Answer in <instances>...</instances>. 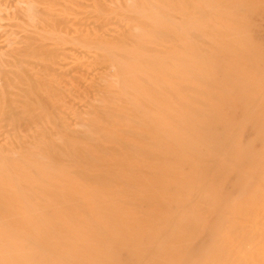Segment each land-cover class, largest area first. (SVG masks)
Instances as JSON below:
<instances>
[{
	"label": "bare ground",
	"instance_id": "bare-ground-1",
	"mask_svg": "<svg viewBox=\"0 0 264 264\" xmlns=\"http://www.w3.org/2000/svg\"><path fill=\"white\" fill-rule=\"evenodd\" d=\"M50 1L64 4L25 1L10 22L22 47L0 58V123H41L0 143V212L59 260L26 257L0 232V264H264V206L248 216L264 192V85L238 53L243 26L228 25L225 0H96L94 13L121 27L111 39L64 36ZM65 46L111 83L75 115L79 129L59 111L60 89L45 100L38 81ZM230 174L238 181L224 186Z\"/></svg>",
	"mask_w": 264,
	"mask_h": 264
},
{
	"label": "rangeland",
	"instance_id": "rangeland-1",
	"mask_svg": "<svg viewBox=\"0 0 264 264\" xmlns=\"http://www.w3.org/2000/svg\"><path fill=\"white\" fill-rule=\"evenodd\" d=\"M25 1L0 0L1 59L8 58L9 55L17 52L22 47L20 41L24 38H20L22 36V33H19L20 28L19 26L11 25L10 22L14 17L22 14V8L27 5ZM95 1L64 0V4H58L57 2L59 1L54 3L50 1L46 9L51 18L59 15L60 20H65L64 33L66 35L64 34V36L74 38L80 36L83 32L87 34L92 30H97L104 34L106 38L111 39L118 34L117 30L121 29V27L115 24L111 25L109 21L97 16L94 13ZM104 1L107 5L113 6L132 2L139 3L140 0ZM225 7L227 8L226 22L228 25L243 26L240 35L241 49L238 53L243 57L244 63L250 71L259 73V84L264 85V0H225ZM65 10L67 15L64 13ZM18 21L22 23V21ZM177 21L181 20L177 19ZM87 57L83 53L71 49L70 46H65L61 49L53 67L41 69V77H38V81L45 88L43 95L45 100L49 99L50 92L48 89L53 87L60 89L58 95L59 111L71 123V128L74 129L80 128L79 125L75 124V115L80 114L87 118L88 106L91 103L98 104L99 100L103 98V89L111 86L110 81L101 80V76L106 73L105 69L93 65L91 59H87ZM39 121V119H31L25 122L3 121L0 123V143L8 142L15 135L31 136L34 130L41 127ZM28 144L29 147L34 148L36 146L35 138L30 137ZM13 156L16 157L17 155ZM7 174L11 179H15L12 171H8ZM60 175L61 173L58 171L52 173V176L56 178ZM223 181V185L226 186L229 183H236L238 179L235 174H230ZM19 198L25 206L30 204L23 190L19 191ZM251 200L254 209L248 213V216L251 221H254L259 214L260 208L264 206V192H255ZM225 214L228 217L232 216L230 207L225 209ZM0 232L6 236L5 241L8 244H11L26 257H29L27 248H30L53 262L59 260V256L53 247L45 244L38 235L29 233L20 226L10 224L2 216L1 212ZM207 236L215 240L219 233L218 231H213ZM68 253L75 256L77 251L72 250Z\"/></svg>",
	"mask_w": 264,
	"mask_h": 264
}]
</instances>
